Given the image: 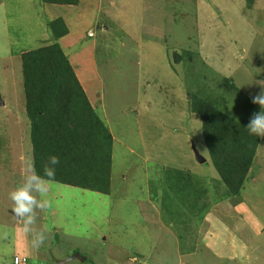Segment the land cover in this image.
<instances>
[{
  "label": "rangeland",
  "instance_id": "374dc122",
  "mask_svg": "<svg viewBox=\"0 0 264 264\" xmlns=\"http://www.w3.org/2000/svg\"><path fill=\"white\" fill-rule=\"evenodd\" d=\"M250 1L85 0L67 38L57 17L61 48L112 135L111 182L108 194L52 184L36 225L48 238L34 249L9 198L22 157L32 159L20 54L53 39L40 0H0V264H264V138L240 200L225 199L222 182L204 180L215 170L190 110L193 95L246 125L261 110L250 94L264 82V0ZM209 209L226 222H210L205 240ZM231 232L249 246L237 242L227 259L218 241ZM76 252L86 259L61 262Z\"/></svg>",
  "mask_w": 264,
  "mask_h": 264
},
{
  "label": "trees",
  "instance_id": "16d2710c",
  "mask_svg": "<svg viewBox=\"0 0 264 264\" xmlns=\"http://www.w3.org/2000/svg\"><path fill=\"white\" fill-rule=\"evenodd\" d=\"M42 1L71 5L79 0ZM58 20L47 22L52 43L20 54L32 160L37 173L43 175L48 157L56 155L60 163L56 166L55 182L108 194L112 135L88 101L61 48L58 40L65 31L58 29ZM190 110L200 118L203 140L215 170L204 180L214 187L222 182L226 188L222 196L240 200V190L252 174L260 137L250 134L246 124L205 97L193 95ZM180 179L179 176L177 181ZM181 182L183 187L179 185L178 190L183 192L187 182ZM198 190L204 191L203 187Z\"/></svg>",
  "mask_w": 264,
  "mask_h": 264
},
{
  "label": "clouds",
  "instance_id": "9594fccd",
  "mask_svg": "<svg viewBox=\"0 0 264 264\" xmlns=\"http://www.w3.org/2000/svg\"><path fill=\"white\" fill-rule=\"evenodd\" d=\"M262 91L250 94L251 102L259 105L260 111L253 112L246 126L249 133L264 138V82H259ZM24 174L22 183L9 193L13 203L12 212L21 222V231L31 236V247L39 249L47 240L45 229L37 228L38 212L52 206L48 198L51 185L55 183L56 166L60 159L56 155L48 157L43 167V175L37 173L35 163L31 158H24Z\"/></svg>",
  "mask_w": 264,
  "mask_h": 264
},
{
  "label": "crops",
  "instance_id": "0c3cea01",
  "mask_svg": "<svg viewBox=\"0 0 264 264\" xmlns=\"http://www.w3.org/2000/svg\"><path fill=\"white\" fill-rule=\"evenodd\" d=\"M84 2H85V0H79L77 5H72V4L71 5H61V4L45 3L42 0H40V13H39L40 14V18H41V20H43V22L45 23V25L47 24V22L49 20H53V19H55L57 17H62L66 24H67V20H68V22H70V21L71 22H74L76 20V17L79 15V13H78L80 11L79 10V6H82V4H84ZM46 14H47V17L45 18L44 15L46 16ZM67 26H68L69 29L67 31V35L64 36V38L69 37L70 36V33H71V31H70L71 28L69 27L68 24H67ZM45 27H47V25ZM87 28H88V26H87ZM90 30H92V29H90ZM87 32L88 31H85V33H87ZM37 36L39 37V35H37ZM46 36H47V34H45V37L44 38H46ZM64 38L61 37L60 39H64ZM63 51H64V48H63ZM64 53L66 54V56H67V58L69 60V63H70V65L73 68V66H74L73 65V62L75 61V57L72 56L70 58L65 51H64ZM78 80H80V79L78 78ZM82 89L84 90L88 101L92 105V102H91V100L89 98V95H88V92H87V88L86 87H83ZM216 204L217 203H215L214 205L216 206ZM213 210L214 209H209V212H208V213H210V216L208 218V221L206 222L207 227H205V229H204V232H206V233L203 234V239H205V240H210V237H211V228H212V225L210 224V222H213L215 219L216 220H219V221H222L223 220V221L226 222V220L223 217H220L218 214L217 215H214V211ZM237 210H239V209H237ZM238 225H236V226H238ZM263 230H264L263 228L262 229H258L259 234ZM231 233L232 234L230 235V238H225V236H224V238L223 237H220V239L218 241L219 244H221L222 246L224 245V250L226 251V254H227V257L226 258L227 259L231 258L232 254L235 253V246L238 245L237 242L239 243V245L241 247H243L244 245L246 247L249 246L248 245L249 243H247L246 240H244V238L236 237L235 241H233L231 237L233 236V233L234 232H231ZM205 242H206L205 245L208 246L209 241H205ZM179 257L182 258V256H179Z\"/></svg>",
  "mask_w": 264,
  "mask_h": 264
},
{
  "label": "water",
  "instance_id": "95a60500",
  "mask_svg": "<svg viewBox=\"0 0 264 264\" xmlns=\"http://www.w3.org/2000/svg\"><path fill=\"white\" fill-rule=\"evenodd\" d=\"M2 104V103H0ZM194 153L196 155V159L198 160V162H203L204 158L198 154V152L195 150L194 148ZM73 259H78L80 261H84L86 259V257H83L82 255H80L78 252L73 253L71 256L67 257L66 259L61 260L62 263L73 260Z\"/></svg>",
  "mask_w": 264,
  "mask_h": 264
}]
</instances>
